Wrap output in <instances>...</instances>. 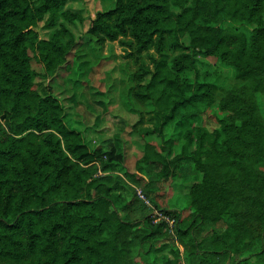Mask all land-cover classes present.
I'll use <instances>...</instances> for the list:
<instances>
[{
  "label": "trees",
  "instance_id": "1",
  "mask_svg": "<svg viewBox=\"0 0 264 264\" xmlns=\"http://www.w3.org/2000/svg\"><path fill=\"white\" fill-rule=\"evenodd\" d=\"M68 1L0 0V264H136L148 260L160 236L192 254L191 264L261 259L264 214L256 242H245L233 222L206 232L207 221L226 214L229 191L202 180L191 187L192 209L176 213L171 233L166 221L154 222L134 188L144 173L166 174L157 146L145 141L130 182L111 175L119 154L90 150L63 121L60 100L40 92L78 45L72 26L83 17L65 7ZM100 1L103 8L85 31L87 49L74 50L77 68L88 62L90 49L121 41L135 57L134 66L120 65L122 102L137 116L132 127L142 137L179 135L182 150L192 148L193 163L229 166L252 189L264 125L246 88L264 81V0ZM40 28L49 30L46 38ZM167 43L182 51L169 55ZM151 48L156 55L141 60ZM197 55L233 67L225 98L217 100V84L188 78ZM213 104L220 112L209 127L202 112Z\"/></svg>",
  "mask_w": 264,
  "mask_h": 264
},
{
  "label": "rangeland",
  "instance_id": "2",
  "mask_svg": "<svg viewBox=\"0 0 264 264\" xmlns=\"http://www.w3.org/2000/svg\"><path fill=\"white\" fill-rule=\"evenodd\" d=\"M100 0H69L66 8L79 13L83 22L72 26L77 35L78 45L67 56V60L56 72L50 76L38 89L43 95L55 96L64 107L63 121L72 128L77 129L83 136L84 142L90 150L100 148L103 151L114 149L117 165L107 173L120 175L130 182V174L135 172V164L144 152V143L148 141L157 146L166 158V174L142 175L143 184L135 186L138 196L145 201L151 209L154 222L166 221L170 232L173 233L176 224V213L186 215L192 209L191 187L202 180L217 182L228 188L229 200L226 214L218 220H209L204 230H222L227 222L241 226L240 236L245 242H256L262 234L261 214H264L263 188H264V154L262 160L256 164V181L253 188L243 182L239 172L229 166H221L204 159L200 166L196 165L187 156L192 148L185 153L179 135H172L167 131L164 136L156 134L142 135L132 124L137 116L129 112L124 106L120 88L124 87L121 80L120 65L129 61L132 66L135 57H130L129 47L121 41L106 42L102 51L90 49L88 62L82 69L77 68L74 50L87 49L88 37L85 31L90 25L96 12L103 8ZM228 23V22H226ZM229 24V23H228ZM49 30L39 29V35L48 36ZM166 48L169 55H176L182 50ZM156 55L151 48L147 53L140 55L141 60H148V55ZM127 56V57H126ZM234 69L225 64L220 58L212 55H197L192 69L187 70V76L192 81H207L218 85L217 100L226 97V89L234 83L232 76ZM246 98L253 101L257 115L264 125V81L257 87L250 84L246 88ZM220 110L216 104L203 108L202 117L206 126H215V115ZM144 124L149 125V122ZM175 137V142L174 141ZM132 184V183H131ZM129 193V192H128ZM131 195L128 194V197ZM125 199H128L125 197ZM159 208H168L169 213ZM178 249V252L176 250ZM192 254L183 250L179 244L158 237L152 242V251L148 260L140 259L136 264H191ZM218 264H226L221 262ZM251 264H264L261 259L252 260Z\"/></svg>",
  "mask_w": 264,
  "mask_h": 264
}]
</instances>
